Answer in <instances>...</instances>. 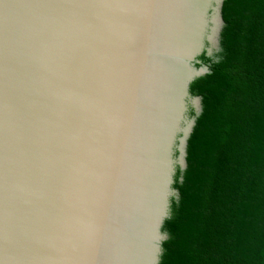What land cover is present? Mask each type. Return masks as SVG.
<instances>
[{
    "label": "water",
    "instance_id": "obj_1",
    "mask_svg": "<svg viewBox=\"0 0 264 264\" xmlns=\"http://www.w3.org/2000/svg\"><path fill=\"white\" fill-rule=\"evenodd\" d=\"M236 0H0V264H187Z\"/></svg>",
    "mask_w": 264,
    "mask_h": 264
},
{
    "label": "trees",
    "instance_id": "obj_2",
    "mask_svg": "<svg viewBox=\"0 0 264 264\" xmlns=\"http://www.w3.org/2000/svg\"><path fill=\"white\" fill-rule=\"evenodd\" d=\"M239 27L218 67L187 264H264V0H236Z\"/></svg>",
    "mask_w": 264,
    "mask_h": 264
}]
</instances>
